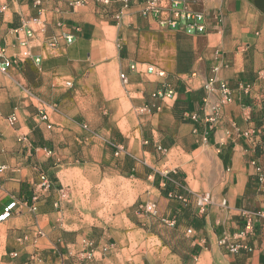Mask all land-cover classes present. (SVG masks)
I'll return each instance as SVG.
<instances>
[{
    "label": "crops",
    "instance_id": "obj_1",
    "mask_svg": "<svg viewBox=\"0 0 264 264\" xmlns=\"http://www.w3.org/2000/svg\"><path fill=\"white\" fill-rule=\"evenodd\" d=\"M70 1L0 0V46L20 57L0 71V264H25L34 251L35 264H81L89 249L84 264H264L262 217L248 248L218 244L264 214V0H181L204 14L200 33L160 28V16L144 12L151 0L120 12ZM22 24H43L27 47L13 32ZM62 34L72 41L46 55L45 40ZM39 170L53 186L31 212ZM202 193L211 202L200 214L193 195ZM150 202L156 215L142 211ZM137 235L153 245L138 250Z\"/></svg>",
    "mask_w": 264,
    "mask_h": 264
},
{
    "label": "built area",
    "instance_id": "obj_2",
    "mask_svg": "<svg viewBox=\"0 0 264 264\" xmlns=\"http://www.w3.org/2000/svg\"><path fill=\"white\" fill-rule=\"evenodd\" d=\"M93 1L96 5H98L101 8L107 9L114 3H117L119 7L118 12L121 11L123 8H127L130 5V0H89ZM181 0H171L167 11H163L164 6H162V0H151L148 2L147 8L144 9V12H154L155 14H158L160 16L158 24L160 28L162 29H173V28H180L181 30L187 32V33H200L204 32L206 30V18L203 13L194 11L191 9L186 8L185 6L181 5ZM32 2L36 6H40L41 0H32ZM88 3V0H72L69 2V5L72 7H79L83 6ZM5 9V5H0V11H3ZM163 12H165V15L163 16ZM36 22H40L37 20ZM43 31V24L41 27H39L38 30L33 29L30 26H23V24L20 27H17L13 29L14 34L16 35L18 44L21 47H27L28 43L36 37L37 33ZM62 38L66 43H70L72 41V36L70 34H62L58 37H49L45 40V43L43 45V52L46 55H52L56 54L59 51L58 42L59 39ZM39 60V57L36 58V61ZM20 61L19 56H9L7 54L6 47L0 46V71L2 73H7L10 69H12L18 62ZM131 70H136L137 66L131 65ZM145 72L147 73H156L158 75H162L163 72L159 70H155L154 67L148 66L145 69ZM119 77L122 81H125V74L120 73ZM215 82V80L212 78L207 82V86L211 87L212 84ZM66 85L70 86L71 82L66 81ZM219 88L222 91L224 98L226 100L230 99L231 90L228 84L224 81L219 82ZM42 117L46 118L47 115L45 112L42 113ZM184 118L190 119L192 121L198 120V115L194 113H186L184 114ZM216 117H213L211 120H214ZM10 123H14L16 120V117L14 115H11L8 118ZM243 135L250 140L251 143L257 142V136L259 133L255 129H248L243 132ZM20 141L25 140V136ZM118 150H121L120 148H117ZM159 150H161L160 147H158ZM260 172V170L258 169ZM262 177V175H260ZM53 186V181L50 178V176L43 170H39L37 174V182L35 183V186L33 188L32 196H31V203L28 205L29 210L31 212H34L37 208L38 202L41 200L44 193H47L50 191V189ZM60 196L63 199H67V194L65 191H62ZM168 196H176L179 199H183L181 194H177L176 191L169 192ZM194 199L196 200V203L198 205V213L203 214L206 212L207 206L210 204L211 199L210 196L207 193L202 194H194ZM55 205H59V201L55 202ZM142 211L148 214L156 215V206L153 202L147 203L142 207ZM15 213V210L5 211L2 215V217L11 216ZM264 218V214L262 212H254L252 214V217L247 219L242 227L235 233L236 240L232 241L226 237H223L219 239L218 244L220 246H223L227 251L231 253H237L243 248H248L247 246V237L249 235H252L255 231L254 229V218ZM165 223L169 225L174 224V220H163ZM29 237L27 235L22 236V240H26ZM34 242V241H33ZM110 247H104L102 250L103 252H108ZM82 255L85 259L91 260L94 257V253L91 249L82 252ZM37 259V252L34 251L31 253V255L28 257V259L25 260V264H35V260Z\"/></svg>",
    "mask_w": 264,
    "mask_h": 264
},
{
    "label": "rangeland",
    "instance_id": "obj_3",
    "mask_svg": "<svg viewBox=\"0 0 264 264\" xmlns=\"http://www.w3.org/2000/svg\"><path fill=\"white\" fill-rule=\"evenodd\" d=\"M133 175L134 172L133 171H127V176H128V179H127V186H126V192H127V203L131 202L133 196H134V191L132 190L133 189V186H132V177H129L130 175ZM138 239L141 240V243H140V246L137 247L138 250H143V249H146V248H149L150 246L153 245V242L152 240L151 241H148L147 242H144V236H140V235H137ZM85 252V251H84ZM88 260L85 259L82 255V252H80V255L77 256V262L78 263H81V264H84L85 262H87ZM24 262H21L20 264H23ZM17 264V263H15Z\"/></svg>",
    "mask_w": 264,
    "mask_h": 264
},
{
    "label": "trees",
    "instance_id": "obj_4",
    "mask_svg": "<svg viewBox=\"0 0 264 264\" xmlns=\"http://www.w3.org/2000/svg\"><path fill=\"white\" fill-rule=\"evenodd\" d=\"M173 191H176V193L177 194H181L177 189H175V188H171L167 193H169V192H173Z\"/></svg>",
    "mask_w": 264,
    "mask_h": 264
}]
</instances>
